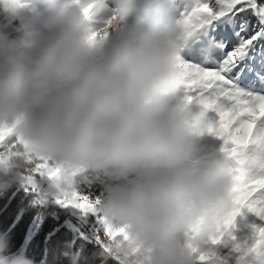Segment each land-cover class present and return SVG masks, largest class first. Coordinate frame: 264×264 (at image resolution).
Instances as JSON below:
<instances>
[{
    "label": "clouds",
    "instance_id": "clouds-1",
    "mask_svg": "<svg viewBox=\"0 0 264 264\" xmlns=\"http://www.w3.org/2000/svg\"><path fill=\"white\" fill-rule=\"evenodd\" d=\"M195 3L161 24L129 23L136 0H0V174L94 217L116 264H209L233 209L235 157L186 167L210 134L177 82ZM0 264L33 262L0 233Z\"/></svg>",
    "mask_w": 264,
    "mask_h": 264
},
{
    "label": "snow or ice",
    "instance_id": "snow-or-ice-1",
    "mask_svg": "<svg viewBox=\"0 0 264 264\" xmlns=\"http://www.w3.org/2000/svg\"><path fill=\"white\" fill-rule=\"evenodd\" d=\"M248 12L257 17L258 28L250 24ZM191 14L199 25L197 34L201 30L215 29L217 25H230L242 40L239 47L225 51V46L232 43V32L221 27L214 32L220 42L218 56L202 63L183 61L177 81L183 85L189 101L201 108V116L208 122L207 131L221 138L224 150L239 162L233 209L210 243L216 245L242 209L247 208L264 221V94L245 91L238 85L243 70L241 61L249 48L256 49L264 41V3L259 0H196ZM254 232L250 246L235 245L238 264H249L252 255L262 257L254 264H264V226H254ZM231 238L235 240L234 236Z\"/></svg>",
    "mask_w": 264,
    "mask_h": 264
},
{
    "label": "trees",
    "instance_id": "trees-1",
    "mask_svg": "<svg viewBox=\"0 0 264 264\" xmlns=\"http://www.w3.org/2000/svg\"><path fill=\"white\" fill-rule=\"evenodd\" d=\"M247 17L251 22L255 16L248 12ZM12 35L16 33L13 31ZM5 184L8 186L3 187ZM84 192L99 196L100 185L85 187ZM0 233L6 234L11 252L22 250L33 264H72L65 255L68 252L79 254L76 264H116L106 258L96 235L86 233L66 210L51 201H35L34 193L26 192L3 174H0Z\"/></svg>",
    "mask_w": 264,
    "mask_h": 264
},
{
    "label": "rangeland",
    "instance_id": "rangeland-1",
    "mask_svg": "<svg viewBox=\"0 0 264 264\" xmlns=\"http://www.w3.org/2000/svg\"><path fill=\"white\" fill-rule=\"evenodd\" d=\"M175 2V1H174ZM186 3L191 0H185ZM172 0H139V7L134 11L130 17L129 23H134L138 18H143L146 23L158 22L166 23L171 17L178 16L182 11L177 7V11H172ZM156 6L163 8V15L153 11ZM17 25L26 22L24 17L16 20ZM250 24L259 27L257 17ZM224 27L226 31L232 32V43L225 46V51H231L241 45L242 40L232 31L230 25L221 26L217 25L215 29L209 28L206 31L201 30L189 44V48L185 53V57L190 54L197 56L203 62L204 60H212L218 56V44L220 43L214 35V32L220 31ZM201 55V56H200ZM242 72L240 73L241 79L238 81L239 87L249 92H259L264 94L262 84L253 81L248 77L247 73H259L264 69V41L257 46L256 49L249 48L247 54L241 61ZM193 111L199 110V105L193 103ZM212 115L211 113L209 114ZM226 151L224 150V141L212 134H205L198 138L195 143L193 155L187 162L186 167L192 172H198L201 169L208 167L214 161H219L225 158ZM235 166H239L237 161H233ZM39 179V178H38ZM129 179H133L130 177ZM19 183V182H17ZM20 184V183H19ZM53 205L61 207L71 219L77 221L78 225L88 234H95L97 237V224L95 218L91 215H83L81 211L74 207H64L55 203L52 199H48ZM264 226V221H261L254 213L250 212L247 208L242 209L241 213L235 218L232 225L228 226L227 232L219 243L216 245H207L208 252L211 256L209 264H238V253L235 251V245H251L254 239V226ZM234 236L235 240L231 237Z\"/></svg>",
    "mask_w": 264,
    "mask_h": 264
},
{
    "label": "bare ground",
    "instance_id": "bare-ground-1",
    "mask_svg": "<svg viewBox=\"0 0 264 264\" xmlns=\"http://www.w3.org/2000/svg\"><path fill=\"white\" fill-rule=\"evenodd\" d=\"M172 3H173V5H172L173 8L171 10L172 11H177V7L180 10H183L185 8V6L188 5L190 2L186 3L185 0H172ZM138 7H139V0H136V7H135L134 11L137 10ZM134 11L130 15V17L133 15ZM153 11L158 12L159 15H163L162 12L164 10H163V8L161 6H156ZM130 17H129V20H130ZM190 52H193V50H190ZM190 52L187 54V57H185L186 60H191L194 63H202V61H201L200 58H198L197 56H194V55L190 54ZM247 75L253 81H256V82L262 84L263 89H264V69L262 71H260L259 73L252 72V73H247Z\"/></svg>",
    "mask_w": 264,
    "mask_h": 264
}]
</instances>
